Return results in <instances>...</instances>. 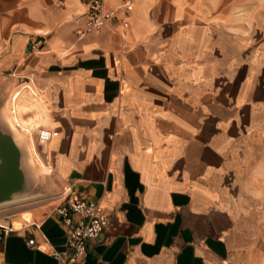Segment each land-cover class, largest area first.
I'll list each match as a JSON object with an SVG mask.
<instances>
[{"label":"crops","instance_id":"obj_1","mask_svg":"<svg viewBox=\"0 0 264 264\" xmlns=\"http://www.w3.org/2000/svg\"><path fill=\"white\" fill-rule=\"evenodd\" d=\"M90 1L0 0V107L21 88L35 141L60 132L0 207V264H62L76 199L109 222L70 264H258L264 4L135 0L126 25L80 36Z\"/></svg>","mask_w":264,"mask_h":264},{"label":"built area","instance_id":"obj_2","mask_svg":"<svg viewBox=\"0 0 264 264\" xmlns=\"http://www.w3.org/2000/svg\"><path fill=\"white\" fill-rule=\"evenodd\" d=\"M135 0H119L115 9H106L105 0H91L89 3L88 22L84 29L78 30L80 36L93 31H100L111 18L120 13V21L127 24ZM15 101V96L12 102ZM12 113H16V107L12 103ZM54 132L52 129L42 127L38 132L40 141L39 155L45 159L46 152L43 146L51 141ZM68 232V248L66 251H54L53 256L62 264L82 262L87 253L88 242L98 238L106 229L109 216L101 204L95 200L76 199L67 201L58 209Z\"/></svg>","mask_w":264,"mask_h":264},{"label":"water","instance_id":"obj_3","mask_svg":"<svg viewBox=\"0 0 264 264\" xmlns=\"http://www.w3.org/2000/svg\"><path fill=\"white\" fill-rule=\"evenodd\" d=\"M22 148L8 127L0 125V205L26 191L27 174Z\"/></svg>","mask_w":264,"mask_h":264},{"label":"bare ground","instance_id":"obj_4","mask_svg":"<svg viewBox=\"0 0 264 264\" xmlns=\"http://www.w3.org/2000/svg\"><path fill=\"white\" fill-rule=\"evenodd\" d=\"M19 90L21 91V88L14 91L11 94L9 100L7 101V106L5 107V113H4L6 116V119H5L6 124L9 128V130L13 133V136H14L16 142L18 143V145H20V146L24 145L27 148L31 163H40L43 167L47 168L45 161L42 160V158L39 155L38 149H37V145H36V141L34 139L33 129H32V127L34 125L30 126L31 124L24 122L18 113H12V111H11L12 103L14 104L16 109L20 108L19 106H17V103H16L17 97L19 96V92H18ZM14 96H15V101L12 102V99ZM41 121H43V120H41ZM41 121H40V123H41ZM47 129H50V128H47ZM40 130H42V127H40L39 132H40ZM52 131L54 132L52 139L54 137H57L60 134V132L58 130L52 129ZM39 143H40V141H39ZM10 202L11 201L5 202L3 204H8ZM3 204H1V205H3Z\"/></svg>","mask_w":264,"mask_h":264},{"label":"rangeland","instance_id":"obj_5","mask_svg":"<svg viewBox=\"0 0 264 264\" xmlns=\"http://www.w3.org/2000/svg\"><path fill=\"white\" fill-rule=\"evenodd\" d=\"M218 3H220L221 5L222 4H225L227 6H230L231 9H234V10H237L239 7V10H248L250 8H254L255 5H263L264 4V0H216ZM200 3H202L203 5L206 4L207 0H199ZM134 6H135V3H134ZM133 6V8H134ZM132 8V9H133ZM132 11V10H131ZM236 14H241V18L242 19H248L249 18V15L250 13H248V11H240V12H237ZM249 14V15H248ZM8 100H9V97H8ZM19 106V110L20 109H24L25 106H20V105H17ZM5 107H0V125H3V126H6L7 127V124H6V116H5ZM23 118H25V116H23ZM23 120V119H22ZM24 122H26L25 120H23ZM27 123V122H26ZM30 126H33V124H31ZM38 131V130H37ZM39 132V131H38ZM36 141L37 143H39V137L36 136ZM22 148V151H23V154H24V160H23V163H24V166L25 167H29L31 166L29 162L30 161V157L28 155V152H27V149L25 148L24 145L20 146ZM39 152V151H38ZM46 159V158H45ZM42 158V160H45ZM39 162V161H38ZM40 164V163H39ZM41 165V164H40ZM13 203H10V204H7V205H11ZM6 204H3V205H0V207H3L5 206ZM264 232V230H263ZM257 248H258V251L257 253L259 254V260H258V264L260 263V261L262 260V264H264V233L263 235L260 236L259 238V241H258V245H257Z\"/></svg>","mask_w":264,"mask_h":264}]
</instances>
